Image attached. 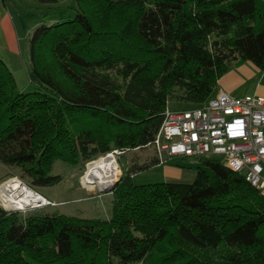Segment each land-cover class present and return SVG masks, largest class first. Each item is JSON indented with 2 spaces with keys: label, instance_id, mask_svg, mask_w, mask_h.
<instances>
[{
  "label": "trees",
  "instance_id": "1",
  "mask_svg": "<svg viewBox=\"0 0 264 264\" xmlns=\"http://www.w3.org/2000/svg\"><path fill=\"white\" fill-rule=\"evenodd\" d=\"M30 1L48 7L26 45L38 89L0 58V162L34 187L62 182L57 160L149 147L176 90L202 106L234 65L264 71V0ZM200 163L189 184L136 185L159 162L132 166L108 220L0 206V264H264V195Z\"/></svg>",
  "mask_w": 264,
  "mask_h": 264
},
{
  "label": "built area",
  "instance_id": "2",
  "mask_svg": "<svg viewBox=\"0 0 264 264\" xmlns=\"http://www.w3.org/2000/svg\"><path fill=\"white\" fill-rule=\"evenodd\" d=\"M150 146L158 165L175 158L219 159L264 195V96L239 98L221 90L202 106L167 109Z\"/></svg>",
  "mask_w": 264,
  "mask_h": 264
},
{
  "label": "rangeland",
  "instance_id": "3",
  "mask_svg": "<svg viewBox=\"0 0 264 264\" xmlns=\"http://www.w3.org/2000/svg\"><path fill=\"white\" fill-rule=\"evenodd\" d=\"M28 2L29 6L41 11V15L48 10V7H39L35 4V2L30 0H28ZM246 64L254 66L250 61H248ZM26 65L27 67L25 68V65H23V71L21 73L18 72L17 74L18 86L22 93H30L38 89L37 79L32 72L29 56ZM222 81L223 87L226 86L227 88V86H233V89H235L234 87L238 85V83H242V86H240L238 89H235L236 91L229 92L236 97L252 98L254 96L253 92H251L253 90V85L251 84L247 75L237 68V65H234L231 70H229L224 75ZM175 94V97L168 102L169 110L181 111L197 107L196 104L180 99L182 96V91L176 90ZM108 155L109 153L101 155L94 160L78 166H71L65 162L57 160L52 165L51 173L53 175H60L63 178L62 182L53 187L42 188L32 186L30 179L24 176V171L22 168L10 167L0 162V184L14 177L19 178L25 184L33 188L36 192L47 198L51 203L39 207L27 208L24 210H7L4 208V206H2L1 202L0 206L9 212H18L23 218L36 215L44 216L59 213L84 219L108 220L112 217L114 212L113 203L115 200V188L109 192L102 191L98 188L90 191L84 188L82 184V178L85 175L88 164ZM115 158L120 169L119 178L117 180L118 182L132 166H144L147 164H152L153 161L157 159V154L154 148L150 146L143 149L128 150L122 155H115ZM168 164L173 167L179 165L180 167H187L193 170H195V167L201 165L200 159L196 158L188 159L187 161L182 158H175L173 161L168 162ZM166 175L167 174L163 169L160 170V168L153 166L149 170H145L134 175L133 181L136 185L155 184L166 182Z\"/></svg>",
  "mask_w": 264,
  "mask_h": 264
},
{
  "label": "crops",
  "instance_id": "4",
  "mask_svg": "<svg viewBox=\"0 0 264 264\" xmlns=\"http://www.w3.org/2000/svg\"><path fill=\"white\" fill-rule=\"evenodd\" d=\"M28 3V0H0V58L6 62L16 80H18V72L21 73L24 69L23 65H25V68L27 67V41L34 29L42 22L41 11L32 8ZM247 62L237 64V68L247 75L253 85L251 91L253 97L264 96V71L259 70L254 64V66L246 64ZM222 79L219 82L217 94L220 90L227 93L234 92L235 89L242 86V83H238L234 87L235 89H233V86L223 87ZM156 167L160 170L163 169L167 174L166 182L189 184L193 183L197 177L195 170L179 165L173 167L167 163L156 165Z\"/></svg>",
  "mask_w": 264,
  "mask_h": 264
},
{
  "label": "bare ground",
  "instance_id": "5",
  "mask_svg": "<svg viewBox=\"0 0 264 264\" xmlns=\"http://www.w3.org/2000/svg\"><path fill=\"white\" fill-rule=\"evenodd\" d=\"M119 164L112 155L99 158L88 164L82 184L87 190L110 189L119 178ZM0 202L7 210H24L50 204L47 198L29 187L19 178L0 184Z\"/></svg>",
  "mask_w": 264,
  "mask_h": 264
},
{
  "label": "water",
  "instance_id": "6",
  "mask_svg": "<svg viewBox=\"0 0 264 264\" xmlns=\"http://www.w3.org/2000/svg\"><path fill=\"white\" fill-rule=\"evenodd\" d=\"M119 181H120V180H119ZM119 181H118V182H119ZM118 182H116V183H115L110 189H106V190H104V191H106V192L108 191V192H109V191L113 190V189L115 188V186L117 185Z\"/></svg>",
  "mask_w": 264,
  "mask_h": 264
}]
</instances>
